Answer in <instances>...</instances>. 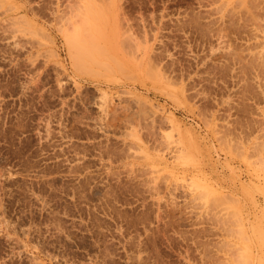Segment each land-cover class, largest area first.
<instances>
[{"label":"rangeland","instance_id":"1","mask_svg":"<svg viewBox=\"0 0 264 264\" xmlns=\"http://www.w3.org/2000/svg\"><path fill=\"white\" fill-rule=\"evenodd\" d=\"M0 264H264V0H0Z\"/></svg>","mask_w":264,"mask_h":264},{"label":"bare ground","instance_id":"2","mask_svg":"<svg viewBox=\"0 0 264 264\" xmlns=\"http://www.w3.org/2000/svg\"><path fill=\"white\" fill-rule=\"evenodd\" d=\"M92 26H93V24H92ZM82 28H84V27L82 26L81 28L73 29V32L71 33L69 41L67 39L68 45L70 46V47L68 46L69 47L68 48L69 53L71 52V54L73 55L75 60H77L79 63L85 62L87 59H90L91 55L89 57V54L91 53L90 50H92L91 47H92V43H93V40L91 39V37H93V36H91L92 34L89 35L88 32L85 33L84 32L85 30L83 31L84 32L83 33L81 30ZM93 28H94V26H93ZM93 28H90L91 31H93ZM96 31L98 32V30H96Z\"/></svg>","mask_w":264,"mask_h":264}]
</instances>
